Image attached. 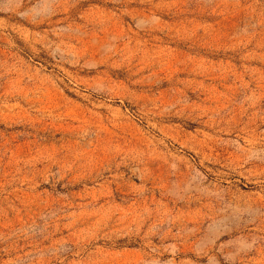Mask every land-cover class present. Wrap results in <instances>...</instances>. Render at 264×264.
<instances>
[{
    "label": "rangeland",
    "instance_id": "rangeland-1",
    "mask_svg": "<svg viewBox=\"0 0 264 264\" xmlns=\"http://www.w3.org/2000/svg\"><path fill=\"white\" fill-rule=\"evenodd\" d=\"M0 264H264V0H0Z\"/></svg>",
    "mask_w": 264,
    "mask_h": 264
}]
</instances>
